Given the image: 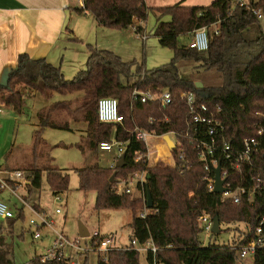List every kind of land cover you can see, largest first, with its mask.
<instances>
[{"label": "trees", "instance_id": "16d2710c", "mask_svg": "<svg viewBox=\"0 0 264 264\" xmlns=\"http://www.w3.org/2000/svg\"><path fill=\"white\" fill-rule=\"evenodd\" d=\"M231 8L230 0H216L207 7H186L180 3L161 8H150L145 0H86L83 11L101 26L112 30L131 28L135 20L144 24L150 14L169 17L167 22L158 21L154 36L163 48L174 52L173 59L166 65L148 70L145 62L126 63L113 52L90 48L86 69L72 80H66L61 70L45 59L35 60L21 54L17 68L9 73L6 84L0 85V103L18 114L23 113L27 100L34 99L36 94L51 99L54 94L83 93L75 107L72 102H54L37 114L39 128L33 134V161L28 170L34 175V185L38 189L41 174H45L54 196L66 192L70 183L69 175L52 165L50 154L43 155L47 145L42 139L44 128L71 131L69 119L73 116L74 121L87 125L85 146L80 144L79 149L83 152L87 149L94 157L101 152L100 144L110 142L114 137L120 142H129L124 154L125 167L118 169L96 164L75 172L79 190L96 193V210H128L132 213L129 224L131 241L137 240L140 247L151 244L157 248L155 254L147 251L149 264H243L234 247L245 243L264 217V190L258 191L253 200L243 199L239 205L224 202L219 194L210 192L203 180L207 174L204 162L189 139L185 138L188 107L181 93L186 91L193 92L196 105L205 104L211 111H217L218 107L221 109L218 118L224 124V132L218 139L220 146L228 143L233 151H239L245 139L259 137L261 129L264 132V20H258L253 13L259 9L264 13V0H250L248 7H236L233 11ZM218 21L216 33L214 28ZM203 27L208 28L207 51L198 52L179 43L181 36H188L191 40L192 32ZM143 31L144 27H136L137 33L142 34ZM180 63L193 64L198 73L204 72L207 84L199 89L196 87L199 81L182 78ZM136 88L169 91L172 102L165 107L158 102H135L132 94ZM101 98L117 99L119 113L124 119L122 124L99 121L98 101ZM136 128L159 136L178 134L183 148L172 152L175 165L136 163L135 152H148L144 143L135 140L132 131ZM189 131L194 134V129ZM260 138L264 153V133ZM181 154L183 159H180ZM226 166L228 163L222 160V167ZM115 172L116 179L110 182ZM137 172L150 175L143 190L147 199V187L150 189L154 206L147 211H142L140 200L132 199L130 194H118L113 189L117 180ZM229 173L227 182L241 183L240 174ZM253 173V169L246 167L244 178ZM242 181L245 184V180ZM246 185L251 186L247 182ZM32 196L31 192L28 202H32ZM32 206L40 211L38 204ZM25 213L19 208L16 217L9 221L11 224L24 222ZM141 213L146 215L141 217ZM204 214L218 215L221 226L244 224L245 229H238V239L227 243H218L214 234L204 240L199 222ZM244 236L245 239H241ZM141 253L129 249V246L114 249L100 256L97 264H140ZM0 264H13L2 226ZM31 264L69 262L55 260L43 263L41 256H36ZM85 264H88L87 259ZM253 264H264V250L256 252Z\"/></svg>", "mask_w": 264, "mask_h": 264}, {"label": "built area", "instance_id": "2783aa9c", "mask_svg": "<svg viewBox=\"0 0 264 264\" xmlns=\"http://www.w3.org/2000/svg\"><path fill=\"white\" fill-rule=\"evenodd\" d=\"M79 1L84 10L86 0ZM230 3L233 11L236 7H248L250 5V0H230ZM253 13L258 20H264V13L261 9L253 10ZM219 23L220 21L215 24L214 30L216 33H218L217 26ZM134 29L136 31V26H134ZM137 35L142 39L147 38L144 33H137ZM189 47L198 52L208 50L209 39L207 27L196 29L192 32ZM181 98L185 100L188 107V114L186 116L188 130L185 134V138L189 139L193 148L198 152L200 160L204 162V170L207 174L203 180L207 182L208 190L214 193L216 185L215 169L220 166L221 179L225 181L223 185L224 192L219 194L222 200L235 205L241 204L243 199L253 200L258 191L264 190V153L262 150L263 144L260 138L263 136V130H259V137L245 139L243 141L242 149L239 151H233L228 143H224L220 146L218 139L224 132V124L218 118L221 109L218 107L217 111H211L205 104L196 105L193 92H183L181 93ZM132 99L133 101L140 102L142 104L158 102L163 107L169 106L172 102V96L169 91H142L138 88L133 91ZM98 118L103 124H122L124 119L119 113V104L117 99L101 98L98 101ZM190 129H194V134L190 133ZM132 134L135 137V140L144 143L148 147L147 153L142 151L135 152L134 161L136 163L143 161L150 165V157L155 153H152L150 150L147 138L148 136H153L160 140L162 148L165 150V153H167V163L171 166L175 165V159L172 152L183 148V144L179 140L178 134L170 133L159 136L155 132L150 133L140 128H136L132 131ZM165 136H169L175 144L174 151H172L168 146L164 139ZM128 146L129 142H120L114 137L110 142L101 143L99 150L101 152L113 154V160L111 161L110 168H114L116 162L124 156ZM156 157H163L159 148L156 149ZM180 159H183V154L180 155ZM222 160H224L225 163H228V166L225 168L222 167ZM246 167L253 169L255 173L244 178ZM229 172L240 174L241 183L234 185L231 181L227 182V176L230 174ZM146 180V172H137L128 178L117 180L113 189L118 194H132L138 188L144 189ZM242 180H245V184L242 183ZM246 182L251 184V186H247ZM31 185H33L31 179L28 178V176H26V174L22 171L9 172L6 178L0 174V193H10L20 202L22 209L31 213L29 227L34 230L32 233L33 239L42 240L44 237V230H49L54 235L51 246L41 256V262L45 263L55 260H65L68 261L69 264H81L79 257L87 255V253L91 250H97L98 252L106 254L111 250L120 249L116 247L115 235L101 236V234L97 231L92 235L90 234V246L87 245L83 247L76 240L68 238V236L58 229L54 218L48 216V214L44 212L36 210L21 193L24 189H27ZM54 201L56 203L63 202L62 196H54ZM61 212L62 210L60 208H56V214H61ZM145 215L146 213L140 214L141 217H144ZM14 217H16V213L6 202L0 200V219L9 220ZM199 222L203 230L205 240H207L213 234V217L204 214L199 218ZM241 239H245V236ZM96 240L98 242L93 244ZM148 245H150L149 250L155 254L157 252V248L151 244ZM129 249H134L139 252L146 251L145 246L140 247L135 239L130 241ZM234 249L237 251L240 260H245L249 257H252L253 259L257 251L264 250V217L260 219L259 225L252 232L251 236L246 239V242L237 245Z\"/></svg>", "mask_w": 264, "mask_h": 264}, {"label": "rangeland", "instance_id": "374dc122", "mask_svg": "<svg viewBox=\"0 0 264 264\" xmlns=\"http://www.w3.org/2000/svg\"><path fill=\"white\" fill-rule=\"evenodd\" d=\"M169 20L168 17L160 18L157 14H150L148 20L143 25L144 28L147 29V34H149V41L147 43L142 39H137L136 36L129 31L131 34L129 37L121 35V33H118L120 34L118 38H114L113 36H99V41L101 42L100 45L107 46L109 44V47L117 50L125 61L131 62L136 60L138 63L145 62L148 70L166 65L173 59L174 52L169 48H163L158 43H155L154 40H156V37L154 36V31L158 21L167 22ZM117 31L122 32V30ZM122 42H124L127 47L126 51H123L121 48L112 47L113 45H121ZM179 43L181 45H189L190 38L188 36H181L179 38ZM179 66L182 78L207 84L208 79L205 77L206 74H204V72L198 73V70L193 68V64L180 63ZM82 96V92L67 95L54 94L51 99H53L52 102L64 101L75 103ZM44 103L45 101L42 100V98L35 101L31 99L27 100L22 114H18L12 109H5V111L8 112L13 111L14 116H16V118L18 116L19 118H17L18 124L14 129V141H17L16 154L20 158H24V160H33V134L34 131L39 128L36 113L42 109ZM84 126L76 129L77 125L74 124V126H72L73 131L56 130L52 128L43 129L42 139L47 143L43 155L50 154L53 158L52 165L63 170L64 173H67L70 177V183L69 189L61 194L63 202L56 203L54 201V195L50 191L46 181L43 180V187L40 192L42 195L41 206L49 214H53L56 208H60L63 211V214L61 216H54L58 229L65 233V235L71 240H76L81 246L85 247L89 245L91 240L89 238L82 239L79 237L80 223L87 227L91 235L95 231L100 232L102 235L116 234L119 241V248L122 249L121 245L130 244L128 220L129 216H131V212L126 210L98 211L95 209L96 193L93 191L85 193L79 190V179L75 170L94 166L96 164L107 166V159L111 157V154L106 152L99 153L97 157H94L87 149L85 152L79 149L78 145L82 144V146H85L84 144L86 142V134L82 130ZM147 142L152 153H155L150 157V166H155L158 163L169 165L166 161L167 153H165V150L162 148L160 140L153 136H148ZM158 148L163 157H156V149ZM130 196L132 199L140 200L142 202V211L149 210L147 209V199L145 198L143 189L138 188L130 194ZM12 198L14 201L16 200L15 202L20 204L15 197L12 196ZM0 199L2 198L0 197ZM25 215L26 218L24 222H18L15 226L14 234L16 238L10 240L12 242L11 245H14L12 247L17 257L16 264H31V256L26 260L29 252L31 253V250L40 246V249L36 248L40 253L42 247L49 245V238L45 235L47 234L46 230L43 231L45 235L43 240H33L32 233L34 230L29 227L31 216L29 212H26ZM220 228L221 233L217 235L216 238L218 243L221 244L225 242L227 243L232 239H238L240 235L238 229H245L244 224L222 225ZM22 229L26 230L25 240L19 242L17 235H19L18 233L21 232ZM227 229H229V231ZM203 239L205 240V236ZM100 256H105V253L91 250L87 255L80 256L79 261L81 264H84L87 258L88 264H97ZM240 262L243 264H253V259L252 257H249L245 260H240ZM140 264H149L144 252L140 254Z\"/></svg>", "mask_w": 264, "mask_h": 264}, {"label": "crops", "instance_id": "0c3cea01", "mask_svg": "<svg viewBox=\"0 0 264 264\" xmlns=\"http://www.w3.org/2000/svg\"><path fill=\"white\" fill-rule=\"evenodd\" d=\"M215 1L216 0H145L147 6L150 8H161L180 3L186 7H207ZM82 11L83 8L79 0H0V85L6 84L9 73L17 68L18 56L21 54H27L35 60L45 59L54 67L59 68L66 80H72L79 72L86 69L87 61L91 54L90 48L113 52L124 62L129 63L130 61H125L117 50L109 47V44L107 46L100 45L99 36H113L114 38H118L120 35L118 33H121V35L129 37L131 36L129 33L130 31L137 39H142L137 35L134 26L137 27L140 25L144 27V24L135 20V25L133 27L124 29L121 32L101 26L90 14ZM157 24L158 22L156 26ZM146 30L147 29L144 28L143 33L146 34L147 38L142 39L145 43L149 41V34H147ZM154 41L159 44L158 38ZM112 47L121 48L123 51H126L127 48L124 42H122L121 45H113ZM82 97L74 103V107ZM41 98L45 101L42 109L48 108L54 103L52 102L53 99H47L41 94H36L34 99L31 100L35 101ZM5 109L8 110L10 108H6L0 103V174L6 178L9 172L22 171L25 173L26 176L31 179L33 185L24 189L21 193L27 199L32 192V202L29 203L31 205L38 204L41 212L48 214V216H51L55 220L54 216H61L63 211L61 214H56L55 212L49 214L41 206L42 195L40 192L43 187V180L46 181L45 174H41V186L38 189L37 185H34V175L30 174L28 170L33 160H24V158H20L16 154L17 141H14V129L18 124V116L17 118L14 116V110L8 112L5 111ZM37 114L38 112L36 116ZM69 120L71 123V131H73L72 126H74V124L77 125L76 129L85 125V129L83 127L82 130L86 134L87 125L85 123L74 121L73 116L70 117ZM112 160L113 154L107 159L108 167H110ZM38 165H40V161ZM5 193H0V197L2 198L0 200L6 202L16 213L17 209L22 208V205L15 202L16 200H13L10 193ZM131 216H129L128 228L132 221ZM16 225L17 223L11 224L9 220L0 219L2 234L6 239V247L10 250L13 264H16L17 257L12 247L14 245H11L12 242L10 240L16 238L14 234ZM46 232L47 234L45 235L49 238V245L46 247L43 245L44 247L41 248L42 251L40 253L37 251V249H40V246L31 250V253L29 252L26 259L28 260L31 256L30 263L36 256H42L51 246L54 235L49 230H46ZM25 233V229H22L21 232L18 233L17 239L19 242L25 240ZM128 233L130 242V229ZM112 235H115L116 247L119 248L117 235ZM101 236H109V234H101ZM129 245L130 244H124L121 246L122 248H126ZM149 248L150 245L145 246V255Z\"/></svg>", "mask_w": 264, "mask_h": 264}, {"label": "water", "instance_id": "95a60500", "mask_svg": "<svg viewBox=\"0 0 264 264\" xmlns=\"http://www.w3.org/2000/svg\"><path fill=\"white\" fill-rule=\"evenodd\" d=\"M196 87L199 89H202L204 87V85H203V83L197 82ZM164 139L167 142L170 149L172 151H174L175 150V144L172 142L170 137L165 136ZM125 165H126L125 156H123L120 160H118L116 162L115 167L120 169V168L125 167ZM116 176H117V172H115L111 176L110 182H113L116 179ZM149 179H150V175L148 174L147 180H149ZM215 181H216V185H215L214 193L215 194H222L224 192L223 185H224L225 181L221 179V168H220V166L215 169ZM153 206H154V202L152 199V195H151L150 189L147 187V209L150 210L153 208ZM213 220H214V225H213L212 233L214 235H219L221 233L220 218L218 215H215L213 217ZM79 237L82 239H87L90 237V232L88 231L87 227L82 223L79 224Z\"/></svg>", "mask_w": 264, "mask_h": 264}]
</instances>
